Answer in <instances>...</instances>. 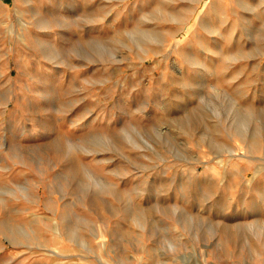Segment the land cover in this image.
<instances>
[{"label": "rangeland", "instance_id": "1", "mask_svg": "<svg viewBox=\"0 0 264 264\" xmlns=\"http://www.w3.org/2000/svg\"><path fill=\"white\" fill-rule=\"evenodd\" d=\"M0 264H264V0H0Z\"/></svg>", "mask_w": 264, "mask_h": 264}]
</instances>
